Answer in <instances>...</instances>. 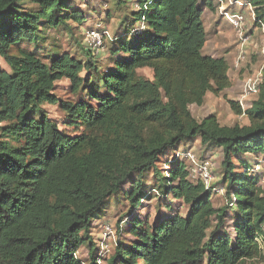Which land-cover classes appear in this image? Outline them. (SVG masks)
<instances>
[{"label": "trees", "instance_id": "obj_1", "mask_svg": "<svg viewBox=\"0 0 264 264\" xmlns=\"http://www.w3.org/2000/svg\"><path fill=\"white\" fill-rule=\"evenodd\" d=\"M134 2L136 9L105 42L102 68L89 50L83 61L50 52L46 63L21 48L27 43L39 50L46 30L71 35L70 23L86 22L73 0H0V61L9 70L0 66V264H246L261 258L264 191L240 156L264 160V76L247 110L228 100L249 125L220 126L214 115L197 122L189 106L231 87L225 58L202 54V8L212 5ZM243 3L253 10L254 28L263 24L264 0ZM62 79L71 99L53 93ZM45 105L62 117L51 118ZM195 139L222 154L216 185L193 183L183 161L166 159ZM163 159L166 176L158 167ZM150 175L157 193L150 198L156 200L151 221L132 213L151 195ZM217 186L227 199L221 208L211 202ZM117 199L130 205L120 233L131 240H117L102 257L88 233ZM176 202L185 212L174 209ZM84 244L86 261L76 256Z\"/></svg>", "mask_w": 264, "mask_h": 264}, {"label": "rangeland", "instance_id": "obj_2", "mask_svg": "<svg viewBox=\"0 0 264 264\" xmlns=\"http://www.w3.org/2000/svg\"><path fill=\"white\" fill-rule=\"evenodd\" d=\"M118 1L120 3H118ZM204 0H201V4ZM242 2L246 0H241ZM127 2V3H126ZM74 5L80 8L85 14L87 19L82 25H77L75 23H70L73 25L71 35L67 34L64 30H46L41 33L43 37L42 43L39 45L37 50L32 45L27 43H22L21 48L26 49L30 52H34L38 56H42V60L47 63L46 55L50 52H57L60 55H67L75 60L83 61L85 60L86 50L91 52L94 56L95 61L99 63L102 68H106L107 62V47L108 40L116 32V28L119 26L124 14L129 13L131 9H136L134 0H73ZM120 4V5H119ZM208 4L212 5V10L209 5L208 8H202V22L206 30V42L202 49L203 55H211L213 57H223L229 65V77L231 80V87L220 95H213L207 93L204 99V103L198 107L195 105L189 106V110L192 117L200 122L204 118L210 115H214L220 126L231 127L234 125L247 126L249 121L245 115H237L231 110L228 100L237 102L240 105L242 111L247 110L251 103L257 97H243L241 83L243 76L236 74L238 80L234 76V70H231V66L237 56L239 48L241 47V41L238 39L235 31L228 25L226 19L224 18V12H235L240 11L245 17V27L244 32L249 34L253 32L252 39L246 43L243 47L247 58H250L249 68L259 66L261 64V54L260 52L264 48V35L261 31H258L253 26V21L251 20L248 9L240 8L239 5L235 3V0H223L222 4L216 0H208ZM31 7L30 5H27ZM246 9V10H245ZM92 31L99 34L101 38V46L103 48L96 47L95 43L91 40ZM106 38V39H105ZM249 62V60H248ZM1 68L9 71L5 64L0 61ZM247 70V69H246ZM234 71V72H233ZM141 76L147 79H151V72L148 69H141L137 71ZM234 73V74H233ZM84 74L82 71L81 75ZM67 79H62L55 83L53 93L60 100L71 99L70 86ZM45 111L51 118L60 119L62 117V112L53 105H45ZM178 159L183 161L187 166L190 173V179L193 183L201 180L203 181L204 172H207L208 179L207 184L209 186L216 185L220 182L222 177V154L218 149L206 148L202 146L199 139H195L188 144H181L178 148L167 156V160ZM244 161L248 162L251 166V172L255 175H259L260 181L259 185L264 191V160L261 156L246 154L240 156ZM165 159V160H166ZM163 159L160 164H158L159 169H161V174L166 176L168 169ZM206 168V171H204ZM252 173V174H253ZM146 184L149 187L148 194H151L148 201H142V206L133 210V215H138L139 217L145 218L149 217V221L153 220L156 215L155 203L156 200H151L153 196L157 197V193H153L154 181L153 175H150L146 179ZM212 205L215 208H221L227 204V199L225 197V190L223 186H217L215 192L211 198ZM175 203V210H179L181 213L185 212L186 208L181 204L177 205ZM130 205L128 201L122 199L113 200L105 215L99 216L98 220H95L89 230L88 236L90 237L92 246L98 249V254L102 257L109 256L117 240H131V236L124 237V234L120 233V230L124 227L126 228L130 217L125 216L128 214ZM166 214V213H164ZM227 230L231 232L232 223L228 218ZM259 242L261 248V258L256 260L248 261L246 264H264V246ZM89 249L87 244H84L76 253L77 258L83 261L88 258ZM97 254V255H98Z\"/></svg>", "mask_w": 264, "mask_h": 264}, {"label": "built area", "instance_id": "obj_3", "mask_svg": "<svg viewBox=\"0 0 264 264\" xmlns=\"http://www.w3.org/2000/svg\"><path fill=\"white\" fill-rule=\"evenodd\" d=\"M217 2L221 3L223 0H216ZM235 3L240 6V8H247L249 16L251 20L254 22V13L253 10L248 3H243L241 0H235ZM224 18L226 19L228 25L232 28L233 31H235L238 39L241 41V47H243L246 43H248L253 36V32L246 34L244 32L245 27V17L240 11L235 12H224ZM261 31V33L264 35V23L260 24L258 27H256L255 31ZM89 35H91L92 42L95 43L96 47L103 48L101 46V38H99V34L92 31ZM239 48V51L237 53V56L233 62V65L231 66V70H234L235 73L239 74L242 70H245L247 65L250 63L248 60L250 58H247V55L243 48ZM262 60L261 64L251 70L250 72L246 73L244 72L243 80L241 83L242 88V96L245 97H257L260 85L263 82V76H264V48L260 52ZM204 171H206V168H204ZM207 179L208 174L207 172H204V178H203V184L207 187Z\"/></svg>", "mask_w": 264, "mask_h": 264}, {"label": "crops", "instance_id": "obj_4", "mask_svg": "<svg viewBox=\"0 0 264 264\" xmlns=\"http://www.w3.org/2000/svg\"><path fill=\"white\" fill-rule=\"evenodd\" d=\"M245 10H246V9H245ZM201 19H202V16H201ZM205 32H206V30H205ZM208 56H211V55H208ZM211 57H213V56H211ZM213 58H217V57H213ZM249 62H250V60H249ZM250 63H251V62H250ZM250 63H249V64L247 65V67H246L247 70L245 69V70L241 71L239 74H241V75L243 76V75H244V72L248 73V72H250L251 70H253V69H255V68L258 67V66H256L255 68L252 67L253 69H250V68H249V65H251ZM233 72H234V71H233ZM234 73H235V72H234ZM234 73H233V74H234ZM236 74H237V73H235L234 76H235V78L238 80V77H236ZM239 74H237V75L239 76ZM228 76H229V74H228ZM229 78H230V77H229Z\"/></svg>", "mask_w": 264, "mask_h": 264}]
</instances>
